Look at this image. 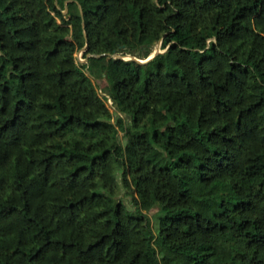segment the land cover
<instances>
[{
    "label": "trees",
    "instance_id": "16d2710c",
    "mask_svg": "<svg viewBox=\"0 0 264 264\" xmlns=\"http://www.w3.org/2000/svg\"><path fill=\"white\" fill-rule=\"evenodd\" d=\"M0 264H264V0H0Z\"/></svg>",
    "mask_w": 264,
    "mask_h": 264
},
{
    "label": "rangeland",
    "instance_id": "374dc122",
    "mask_svg": "<svg viewBox=\"0 0 264 264\" xmlns=\"http://www.w3.org/2000/svg\"><path fill=\"white\" fill-rule=\"evenodd\" d=\"M158 47H159V44H156L155 47H154V51H153V52H155V50H156ZM82 52H83V50H78V51L75 53V57H76V59H77L79 62H85V61H86V58L83 57ZM153 52H152V53H153ZM122 57H123V56H122ZM130 57H132V56L127 55V56H124L123 58H124V59H128V58H130ZM94 82H95V84H96V87H97L98 92H99L101 95L104 94V88H105V86H106V81H105V79H104V78H100V79L95 80ZM105 101H106V104H107V106L109 107V109H110L111 111H113V106H112L111 103H110L111 100H110V102L108 101V99H106ZM113 120H115V117H114ZM125 120H128V118L125 117ZM118 137H119V141H120V143H121V144H124L126 139H125V137L122 135L121 132H119ZM117 178L119 179V175H117ZM116 192H117V197L120 198V199L123 201V203L127 206L128 210H132V199H131V196L125 193L124 189L121 187L120 184H119V186L117 187ZM156 211H157V209L154 208V209L150 210L149 212H147V215H148V217H149V219H150V222H151V224H152L153 226H155V215H156Z\"/></svg>",
    "mask_w": 264,
    "mask_h": 264
},
{
    "label": "water",
    "instance_id": "95a60500",
    "mask_svg": "<svg viewBox=\"0 0 264 264\" xmlns=\"http://www.w3.org/2000/svg\"><path fill=\"white\" fill-rule=\"evenodd\" d=\"M67 11V7L65 8V10H64V12H66ZM86 47H87V45H85L81 50H85L86 49ZM159 52H161V50L159 49V47L155 50V52H153L147 59H145V60H141V59H138V58H136V57H130V58H128L129 60H135V61H137V62H139V63H144V62H146V61H148V60H150L152 57H154L157 53H159ZM116 56H118V55H116Z\"/></svg>",
    "mask_w": 264,
    "mask_h": 264
},
{
    "label": "built area",
    "instance_id": "2783aa9c",
    "mask_svg": "<svg viewBox=\"0 0 264 264\" xmlns=\"http://www.w3.org/2000/svg\"><path fill=\"white\" fill-rule=\"evenodd\" d=\"M108 101L110 102V99H108ZM111 103V102H110Z\"/></svg>",
    "mask_w": 264,
    "mask_h": 264
}]
</instances>
